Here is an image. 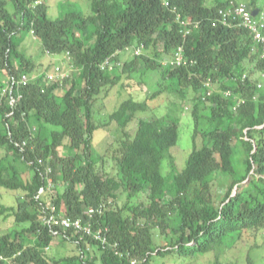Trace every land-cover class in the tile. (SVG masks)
<instances>
[{"label":"trees","instance_id":"trees-1","mask_svg":"<svg viewBox=\"0 0 264 264\" xmlns=\"http://www.w3.org/2000/svg\"><path fill=\"white\" fill-rule=\"evenodd\" d=\"M35 1L0 0V187L18 193L16 206L0 200V225H12L0 226V264H195L211 254L210 264H240L227 254L245 239V264H264V56L238 18L220 21L231 3L252 10L257 0H169L168 7L87 0V9L67 4L56 17L45 0ZM29 33L44 55L70 61L67 77L46 83L49 66L40 69L25 51ZM179 47L182 61L171 64ZM38 72L19 88L18 101L1 95L8 76ZM150 72L158 81L147 97L136 76ZM117 84L131 96L95 122L99 95ZM189 91L193 144L178 168L170 152L177 116L138 118L132 134L127 128L148 100ZM111 123L122 132L109 146L114 175L100 172L106 157L93 143L95 130ZM217 175L228 178L220 197L213 194ZM141 195L144 202L131 204ZM51 202L72 218L94 208L92 226L105 241L50 230L43 216ZM64 242L75 254H48Z\"/></svg>","mask_w":264,"mask_h":264},{"label":"rangeland","instance_id":"rangeland-1","mask_svg":"<svg viewBox=\"0 0 264 264\" xmlns=\"http://www.w3.org/2000/svg\"><path fill=\"white\" fill-rule=\"evenodd\" d=\"M246 1V0H245ZM48 6V14L51 17H56L62 10L66 9V5L69 4L71 6H78L83 7L82 9L88 8V1L87 0H45ZM68 8V7H67ZM252 11L255 15L258 14H264V0H257V7L252 8ZM25 51L28 55L32 56L33 59L38 62L40 69L41 68H50L46 71H51L54 66L60 65L63 70L70 69V61L64 57V55H60L57 58L56 57H50V55L45 54L42 52L41 47L38 45V43L35 41L34 36L32 33H29L27 37L23 41ZM248 67L251 66L250 63H247ZM52 66V67H51ZM69 72V71H68ZM70 73V72H69ZM68 73V75H69ZM262 74V73H259ZM257 74H254L253 77H256ZM137 80H140V88L141 91L148 96L151 95L153 89L156 87L157 81H158V75L156 73L150 72L146 74L145 76L137 77ZM133 85L134 82L130 81L127 82ZM126 83V84H127ZM135 88V87H134ZM133 91V90H132ZM128 96H131L129 94V89L122 88L120 84H117L113 86L110 90H103L101 94L99 95V100L96 101L93 111L95 116V122L101 123L104 122L105 117L108 112H111L117 105ZM133 96L136 98L142 97V94L139 92H133ZM192 96L193 93L189 91L184 98H180V96L164 92L158 95L156 98L152 100H148L149 108L139 113L135 120L132 121V123L129 124L127 130L130 134L133 133L136 120L139 118L147 119V118H154L159 117L164 114L177 116L179 119L178 122V140L177 143L171 147L170 152L173 154L176 162V166L180 168L181 163H183L184 158L188 155L190 150L192 149V133H193V117L191 114L192 110ZM206 118L202 117L200 119V122H205ZM122 135V132L120 128L114 124L111 123L109 126V129H102L99 127L95 132L93 133V143L94 147L98 149V151L106 157V160L104 164L99 165L100 172H105L110 175H114L116 171L115 161L111 157V151L109 149L110 144L115 143L116 139L119 138ZM202 143V140L200 136L196 138V144L197 146H200ZM166 165V162L163 161L162 163V172L165 174L166 169H164ZM168 172V169L166 170ZM217 178L215 179V185L213 188V194L215 196H221L222 193L225 190V185L227 183L228 178L223 175H217ZM17 191H11L8 189H4L0 187V200L2 203L8 206H16L17 201ZM121 195V194H120ZM126 195H121V197L118 199V204L121 205L125 200ZM141 201H145L144 195H141L136 200H131L132 203H139ZM11 219H8L7 222H3L0 226L2 228L10 229L12 226L10 223ZM1 223V222H0ZM251 241L245 239L242 243L238 244L234 248H232L229 253L227 254L228 260H238L240 264H245V256L246 251L248 249V246L250 245ZM48 254L53 256L54 258H62L64 256L75 254L73 250V244L64 242L63 245H57V246H50L48 248ZM214 260V255H205L202 257L197 258L195 264H210ZM171 260L166 258H160L156 259L151 262V264H171Z\"/></svg>","mask_w":264,"mask_h":264},{"label":"built area","instance_id":"built-area-1","mask_svg":"<svg viewBox=\"0 0 264 264\" xmlns=\"http://www.w3.org/2000/svg\"><path fill=\"white\" fill-rule=\"evenodd\" d=\"M42 0H36L34 4L41 3ZM163 6H170L169 0H161ZM220 21L225 23L227 22L228 17H233V19L238 18L240 24L248 31V34L251 36L252 40L260 47V54L264 56V14L255 15L252 13L251 9H248L244 4H233L231 3L228 9L220 10ZM181 24H185V21L180 20ZM138 53V50L136 51ZM182 61L181 48H178V52L175 54V58L170 61L171 64L176 63L180 64ZM108 62L107 60L105 61ZM68 70H63L60 65L54 66L51 71L44 72V77L46 83L51 82L55 79H63L68 76ZM42 72H38L33 75L28 74H17L10 75L6 81L1 86V95H7L8 97L13 96L14 101H18L21 97L19 91L20 87L25 86L33 78L40 76ZM207 85V84H206ZM261 84H258L260 86ZM25 144V141L22 142ZM38 162L42 164V161L39 159ZM50 169L46 167L45 170V179H46V188L53 189V184L50 176H48ZM46 215L43 216V223L48 225L50 230L57 231V228H61L62 232L67 230H74L77 233L83 235H91L95 239L104 240L100 229H93L92 226V217L94 215L95 209L90 207L84 211L85 216L78 217H69L62 214H57L55 205L51 202L46 207ZM105 241V240H104ZM0 259H3L0 256ZM131 264H135V260H131Z\"/></svg>","mask_w":264,"mask_h":264},{"label":"water","instance_id":"water-1","mask_svg":"<svg viewBox=\"0 0 264 264\" xmlns=\"http://www.w3.org/2000/svg\"><path fill=\"white\" fill-rule=\"evenodd\" d=\"M252 13L254 14V12L252 11Z\"/></svg>","mask_w":264,"mask_h":264}]
</instances>
